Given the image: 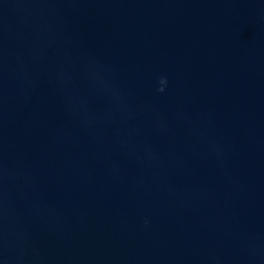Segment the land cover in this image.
<instances>
[{"label": "water", "instance_id": "water-1", "mask_svg": "<svg viewBox=\"0 0 264 264\" xmlns=\"http://www.w3.org/2000/svg\"><path fill=\"white\" fill-rule=\"evenodd\" d=\"M0 264H264V0H0Z\"/></svg>", "mask_w": 264, "mask_h": 264}, {"label": "clouds", "instance_id": "clouds-1", "mask_svg": "<svg viewBox=\"0 0 264 264\" xmlns=\"http://www.w3.org/2000/svg\"><path fill=\"white\" fill-rule=\"evenodd\" d=\"M159 83H160V85H161V87L158 89L160 92H163L164 91V85H166V83H167V80H166V78H161L160 79V81H159Z\"/></svg>", "mask_w": 264, "mask_h": 264}]
</instances>
